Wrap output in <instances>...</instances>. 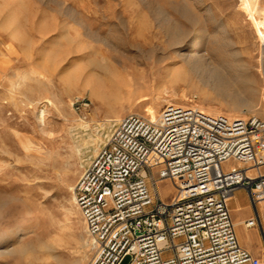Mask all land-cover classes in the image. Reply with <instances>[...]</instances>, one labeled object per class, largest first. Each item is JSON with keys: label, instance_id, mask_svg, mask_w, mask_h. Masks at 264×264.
I'll return each instance as SVG.
<instances>
[{"label": "rangeland", "instance_id": "obj_1", "mask_svg": "<svg viewBox=\"0 0 264 264\" xmlns=\"http://www.w3.org/2000/svg\"><path fill=\"white\" fill-rule=\"evenodd\" d=\"M168 27L190 32L189 43L203 29L205 47L218 53L213 60L226 67L223 76L238 91L219 96L206 73L179 62L164 35ZM256 28L264 36V0H0V264L93 260L72 189L85 169L81 152L98 140L82 136L77 143L72 128L86 123L95 135V126L108 129L128 115L150 119L146 105L164 98V89L230 118L264 120V46ZM152 49L166 52L159 64L164 69L151 70L155 65L145 53ZM102 58L120 80L104 96L92 97L81 80ZM181 68L184 81L164 73ZM71 76L78 81L69 86ZM142 96L148 101L136 104ZM77 100L88 108L76 109ZM243 101L252 107L243 108ZM171 104L191 106L178 99ZM129 263L125 257L122 264Z\"/></svg>", "mask_w": 264, "mask_h": 264}, {"label": "built area", "instance_id": "obj_2", "mask_svg": "<svg viewBox=\"0 0 264 264\" xmlns=\"http://www.w3.org/2000/svg\"><path fill=\"white\" fill-rule=\"evenodd\" d=\"M76 109L88 108L74 101ZM168 183L169 198L159 187ZM90 264H264L237 238L228 202L247 193L263 239L264 120L167 104L156 121L119 120L72 189Z\"/></svg>", "mask_w": 264, "mask_h": 264}, {"label": "bare ground", "instance_id": "obj_3", "mask_svg": "<svg viewBox=\"0 0 264 264\" xmlns=\"http://www.w3.org/2000/svg\"><path fill=\"white\" fill-rule=\"evenodd\" d=\"M255 30H256V34L258 35V37L260 38L262 42L261 46H264V36L261 35L258 28H256ZM206 34L207 33H205L203 29H198L194 35L195 38L193 39L191 43H189L188 42L189 39L187 40V37L190 35V32H187L185 29L182 30V29H177L175 27H168L164 31V35L167 37L168 45L175 46L177 48V52L175 53V58H177L179 62L185 65V67H187V69H189L193 73H197V74H200L201 72L206 73L211 80L215 81V84L213 83V85L210 86V88L211 90L215 91L217 95L219 96L225 95V93L231 92L234 89L238 91V89H236V85L230 83V81H228L227 76L226 77L223 76L224 70H227L226 67L225 69L223 68L222 70L221 68L218 67V64L216 63V61L213 60V55H216L218 53H216V51L208 50L205 47L204 39L208 38ZM136 50L138 54L142 53L140 49H136ZM145 55L147 56L148 61H151V63L152 64L154 63L155 65L154 68H151L152 71L162 70L165 68L164 66H160L159 64L163 62V57H165L166 52L164 51L159 52L156 50L154 51L152 49V50H149V52H146ZM85 69L86 67H84V70ZM185 72L186 70L184 68L177 69V70H164V73L166 75L179 78L181 81L186 80ZM118 80H120V76H119L117 69L113 67H108L105 63V59L102 58L101 61L97 64L95 71H90V70L86 71L85 77L83 81L81 80V82L83 86L89 88L91 96L94 97V96H104L107 91L117 88L116 84ZM140 80L142 79L140 78ZM76 81H78V78L75 76L74 77L71 76V78L67 81V84L71 86L73 85V82H76ZM238 94L239 93L234 94L235 99H237ZM176 99H178L179 101L183 103L187 102L191 104V107H196L209 115H217L219 113L218 111H217L218 113H216L212 110L200 107L197 104L195 105V103L192 100L187 99L184 94H181L180 96H178L172 90L167 91L166 89H164V98L156 97V98L150 99L149 104L146 105L147 109L152 112L150 120L156 121L158 119L160 113L157 115H153V112L155 113L154 110L156 109L157 106H159V104L161 103L171 104L172 101ZM145 101L147 102L148 98H146L145 96H142L141 98L137 100L136 104H139ZM240 104L242 105L243 108L252 107V104L250 101H243ZM246 112L248 111L244 110V112H240V113L242 114ZM218 115H225V116L227 115V117L230 116V114L222 113V112H220ZM242 119H245V118H242ZM38 124L41 126L40 127L41 131H43L44 124H45V114L43 112L40 113ZM117 124L115 125L113 124V126H111L108 129L95 126V135L90 133L89 127L86 123L80 124L79 126L74 127L70 130L71 137H73L77 143L81 141L82 136H86L87 138H92V139L97 136L96 140H98V144H91L85 147L83 151L81 152L80 162L85 168L88 166V164H90V162L93 160V157L96 156L95 154H97L98 151L103 146L99 150H98V147L104 144V142L108 141L111 134L115 130ZM159 190H160L161 195H163L164 197H168L174 192V189L168 183L161 184L159 187ZM262 205L264 206V204H261V206ZM45 249L47 251H50L49 247H45Z\"/></svg>", "mask_w": 264, "mask_h": 264}, {"label": "crops", "instance_id": "obj_4", "mask_svg": "<svg viewBox=\"0 0 264 264\" xmlns=\"http://www.w3.org/2000/svg\"><path fill=\"white\" fill-rule=\"evenodd\" d=\"M238 196L242 197V203L235 200ZM232 221L238 223L234 225L239 243L243 248L250 251L254 256L259 257L264 263L263 239L258 229H246L243 222L253 216V211L248 201L247 193L244 190H238L234 193L228 202ZM261 217L264 218V208H258ZM234 224V223H233Z\"/></svg>", "mask_w": 264, "mask_h": 264}, {"label": "snow or ice", "instance_id": "obj_5", "mask_svg": "<svg viewBox=\"0 0 264 264\" xmlns=\"http://www.w3.org/2000/svg\"><path fill=\"white\" fill-rule=\"evenodd\" d=\"M207 25L210 31L213 30V22L211 19L207 20ZM2 233H3V225L0 224V237H2ZM194 264H197V262H194Z\"/></svg>", "mask_w": 264, "mask_h": 264}]
</instances>
